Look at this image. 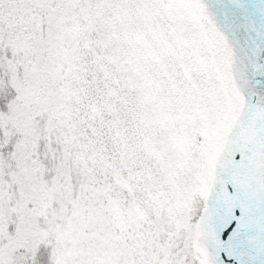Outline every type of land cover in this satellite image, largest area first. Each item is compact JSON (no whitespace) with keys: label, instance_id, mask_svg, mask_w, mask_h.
<instances>
[{"label":"snow or ice","instance_id":"1","mask_svg":"<svg viewBox=\"0 0 264 264\" xmlns=\"http://www.w3.org/2000/svg\"><path fill=\"white\" fill-rule=\"evenodd\" d=\"M0 264H264V0H0Z\"/></svg>","mask_w":264,"mask_h":264}]
</instances>
